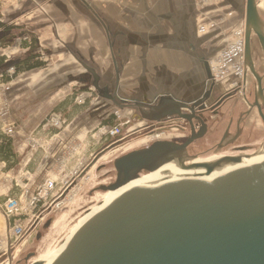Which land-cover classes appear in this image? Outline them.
<instances>
[{
    "label": "water",
    "instance_id": "water-1",
    "mask_svg": "<svg viewBox=\"0 0 264 264\" xmlns=\"http://www.w3.org/2000/svg\"><path fill=\"white\" fill-rule=\"evenodd\" d=\"M254 36L264 53V22L257 0H247L245 72L250 70L258 78L264 102L253 61ZM84 66L94 79L93 86L102 93L100 76ZM6 68H13V61ZM208 74L210 80V67ZM156 101L128 107L138 108L149 122L180 118L193 125V117L184 111L193 114L201 105L165 95ZM201 137L193 130L183 144L156 141L116 159L117 179L101 186L103 192L117 191L140 179L142 173L156 172L170 163L197 171L188 179L125 195L89 220L49 264H264V160L254 156L242 162L226 158L184 165L188 147ZM28 261L29 257L26 264Z\"/></svg>",
    "mask_w": 264,
    "mask_h": 264
},
{
    "label": "crops",
    "instance_id": "crops-1",
    "mask_svg": "<svg viewBox=\"0 0 264 264\" xmlns=\"http://www.w3.org/2000/svg\"><path fill=\"white\" fill-rule=\"evenodd\" d=\"M207 3H213L210 10H219L215 11L218 17H224L222 9L227 10L228 25L246 19L247 0ZM201 4L202 0H0L2 23L20 28L24 37L16 41H21V46L22 40L26 43L31 36L36 37L40 45L38 54L48 62L46 68L32 72L33 80L28 87L36 96L39 88L51 92L42 95L46 99L24 97L22 117L28 114L27 109L37 110L40 102L49 100L52 109L68 120L61 136L63 142L70 143L88 137L97 125L105 124L109 116L106 112L95 116L100 108L91 112L80 102L88 95L84 91L92 77L84 64L100 76L104 111L110 104L111 114L116 109L113 103H127L118 99L119 90L139 85L152 89L156 87L154 81L168 87L170 95L184 97L185 89L197 90L204 76L208 81L209 49L213 44L207 34V38L197 34ZM141 36H151L147 40L152 41L153 47ZM158 36H164L162 48ZM23 50L28 53V49ZM112 78L113 91V85L109 84ZM77 85L84 93L75 100L76 94L70 96V88ZM29 122L26 119L22 125L20 143L15 141L14 151L18 154L24 151L23 147L26 149L24 140L34 128ZM37 136H43V132ZM63 142L57 144L56 151H60Z\"/></svg>",
    "mask_w": 264,
    "mask_h": 264
},
{
    "label": "rangeland",
    "instance_id": "rangeland-1",
    "mask_svg": "<svg viewBox=\"0 0 264 264\" xmlns=\"http://www.w3.org/2000/svg\"><path fill=\"white\" fill-rule=\"evenodd\" d=\"M208 1L209 0H202L200 14L197 18V34L206 38L207 36L211 37V41H213L214 45L212 44L209 49L211 55L209 57L210 61H214L221 54H223V52L230 48V44L235 43L238 40L236 36L245 29V21L239 20L234 25H228L229 18L227 17L230 16V14H225L227 10L222 9L224 17H218L215 15V11L219 10H210L209 6L213 3H207ZM210 1L212 2L215 0ZM257 2L260 15L264 22V0H257ZM1 16L2 13L0 9V18L2 20ZM13 26L18 28L15 25ZM20 32L22 31H14L13 36H19ZM141 37L144 42H149L148 44L150 46L153 44L152 41H149L152 39L151 36ZM158 39L160 42L159 45L162 48L164 36H158ZM16 40L17 39H15V43L12 46L7 45L6 43L0 44V58H5L8 63L17 59H22L25 57V54H27V52L24 53L23 50L26 48L21 47V41L17 42ZM23 42H25V40H22V43ZM27 42L29 43V41ZM142 42L140 43L145 45V43ZM152 47L153 46H151V48ZM252 48L257 61L264 62L263 51L257 37L255 36ZM44 58H46V56ZM15 72V68L7 70L9 76L15 75ZM113 75L114 74H112V77ZM32 76V72L24 73L20 74L10 83L0 84L1 132L12 138L15 145V141L20 143L19 139H21V137L19 132L22 128H24L22 125L26 124V119H30L31 122L29 123H32V126H34V128L28 131L27 140H24L26 142V149L23 147L24 151L19 154L15 151L19 160L18 165L13 167L11 170H8L7 165L0 162V240L5 239L6 232L8 230V224L1 210V206L8 198L21 197L25 188H27L30 193H33L45 180H51L54 178L63 179L66 176H69L72 169L79 162L80 167L86 166L92 180L84 184L82 190L77 193V198H74L76 200L75 203L71 202V204H67V206L60 208V210H55V213L52 212V214L50 213L46 215L47 217L45 218V221L40 222L36 230L33 229L29 232L26 239L17 246L15 253L16 257L15 260L12 261V264H26L28 257V264H32L45 259L49 254L52 256L56 255L63 243L69 238L72 232H74L77 227L82 224L83 221H85L90 215L95 214L100 208L105 207L104 203L111 198V196L103 199L102 196L107 192L101 191L100 187L109 186L116 181L117 173L114 167L116 159L131 152L144 149L156 141H184V138L180 136L182 134L178 133L177 129H170L169 131H156V137H152L154 135L151 136L148 132H146V130L142 129V127L151 126V124L137 117V112L135 113L136 110H131L126 107L130 106L131 103L133 104L134 102H143V100L148 102L158 101L159 96L167 95L168 87L154 81L156 89H145L140 85L128 88L129 90L121 89L122 91L119 90L118 93V99L122 98L123 100H126L127 103H125L126 105H123L120 101L117 105L113 103V107L116 109L111 111L113 112V114H111L110 107L112 108V105L108 104L106 111H104L105 106L103 103H105V101L103 98V92L101 94L97 92L93 86V78L90 77V83L87 86V91H84L87 92L86 94L88 95L87 97L80 99V102L90 108L91 112L94 111V108H96V111L100 108L101 110L96 112L95 116L106 112L109 116L106 119L105 124L102 122L100 125H97L92 130L91 134L82 140H75L71 143L67 141L63 142V138L60 135V140L52 143V135L48 136V134H56L57 132L62 133V130L45 131L43 127L47 124L48 119L52 114L61 113L52 109L53 107L49 105V100L46 102H40L37 110H34V107H31V110L27 109L28 114L25 115V117H22V112L20 111V108L25 106L24 97H38L40 99H46L43 98L42 95H48L50 94L49 92H51V90L39 88L37 89L38 96L33 94L32 89H29L28 87V84L33 80L31 79ZM154 76H156V74ZM234 78H236V76L231 79ZM202 82V85L199 86L197 90H193L199 92L203 89V86L207 83L205 76ZM109 84L111 86L113 85L112 91L115 90L114 78L111 79ZM8 85L13 86L11 88L12 90ZM219 85L226 91L233 89L229 82L219 83ZM78 88V85L75 88H70V93L72 94L70 96L76 94V97H73L75 100L77 97H81L82 93H84L83 90L79 91ZM189 89L190 88L185 89L187 91L185 92L186 95L184 97L193 99L196 92L194 91L195 93H193V90L191 91ZM21 98H23V100L20 101ZM119 106L125 107V109H121ZM90 111L89 113H91ZM62 116L65 117L64 114H62ZM64 119H66V117ZM40 120H42V122H40ZM129 122L130 124H128ZM119 125L123 127V133L119 137V140L121 139V141L111 147V149H106L111 146L110 143L114 141V139L108 136L102 137L101 130L104 127L111 128ZM67 126L68 123L66 126L64 125L63 129ZM252 126L253 128L262 131L261 122L257 115H254V119L250 121L248 129ZM158 127L159 126H157L156 130L159 129ZM7 128H12L13 133H8ZM39 132H43V136H37ZM62 142L63 144L60 147V151H56V146H58L57 144ZM80 146L82 151H79ZM75 148L79 150L74 151ZM57 153L59 154L55 157ZM65 159L69 160L68 168L62 167L61 161ZM86 173L87 172H85V174ZM143 175L147 176L145 174ZM7 187L8 189L10 188L9 192ZM120 194L118 193L115 197H113L116 198ZM48 223H50L49 227H47ZM6 261L7 259L5 254L0 255V264H7Z\"/></svg>",
    "mask_w": 264,
    "mask_h": 264
},
{
    "label": "flooded vegetation",
    "instance_id": "flooded-vegetation-1",
    "mask_svg": "<svg viewBox=\"0 0 264 264\" xmlns=\"http://www.w3.org/2000/svg\"><path fill=\"white\" fill-rule=\"evenodd\" d=\"M253 61L261 79L264 97V62L257 61L254 52ZM176 95L167 93L165 97H174L181 101L195 100L201 103L193 114L189 110L184 111L193 117V125L180 118L167 119L161 123L149 122L143 118L138 108H134V110H136L135 113L137 112V117L151 124V126L142 127L151 136L155 135L156 131L177 129V132L182 134L179 135L184 138V141L177 143L183 144L192 136L193 130L202 135L188 147L187 155L183 158L184 165L207 163L226 158H238L242 162L245 158L249 159L263 152L264 121L262 114L264 115V102L259 96L258 78L250 70L245 72L243 84L238 88L226 91L221 88L219 83L208 79L203 89L194 94L193 99ZM139 102L142 103V101ZM143 103L149 104L152 101L143 100ZM133 104L131 103L130 106ZM130 109L133 110V107ZM254 115L258 116L262 131L253 128V126L248 129ZM157 126L159 129L156 130ZM143 174L148 175L149 173L144 172L141 176H144Z\"/></svg>",
    "mask_w": 264,
    "mask_h": 264
},
{
    "label": "built area",
    "instance_id": "built-area-1",
    "mask_svg": "<svg viewBox=\"0 0 264 264\" xmlns=\"http://www.w3.org/2000/svg\"><path fill=\"white\" fill-rule=\"evenodd\" d=\"M2 17V16H1ZM0 22H2L0 18ZM238 39L235 43L230 44V48L223 52L214 61L209 62L211 81L216 83L229 82L232 88L242 86L245 74V29L237 34ZM236 76V78H233ZM83 97V96H81ZM82 99V98H81ZM130 124V122L128 123ZM64 125H67V120L62 114L54 113L48 119L47 124L43 127L45 131L64 130ZM8 133H13L12 128H7ZM123 133V127L115 126L111 128L104 127L101 130L102 137H111L114 139L110 143L111 149L119 140ZM54 134V133H53ZM51 136V142L60 140L61 132H57ZM152 137H156L155 135ZM77 146V145H76ZM79 150V149H74ZM81 146H80V150ZM68 159L62 160V167L68 168ZM85 167V168H84ZM84 170V171H82ZM86 170V171H85ZM85 172H87L85 174ZM92 177L88 173L86 166L80 167V162L72 169L69 176L63 179L54 178L45 180L33 193H30L25 188L24 193L19 198H8L1 206V210L7 220L8 230L5 239L0 240V255L5 254L6 263L12 264L15 260L17 246L26 239V236L31 230H36L40 222L45 221L46 215L52 214L55 210L75 203L77 193L82 190V187L87 182L91 181ZM74 199V200H73ZM55 213V212H54ZM15 251V252H14Z\"/></svg>",
    "mask_w": 264,
    "mask_h": 264
},
{
    "label": "trees",
    "instance_id": "trees-1",
    "mask_svg": "<svg viewBox=\"0 0 264 264\" xmlns=\"http://www.w3.org/2000/svg\"><path fill=\"white\" fill-rule=\"evenodd\" d=\"M20 28H15L8 24L0 22V44L6 43L12 46L15 39L23 37L24 33L19 34V36H13L14 31H19ZM28 49V53L22 59H17L13 61V68H15V75L9 76L7 73L5 58H0V84L10 83L16 79L20 74L34 72L40 69H44L48 66V62L42 59L41 55L38 54V42L36 37L31 36V40L28 43H22V46ZM0 162L7 165L8 170L17 166L19 163L18 156L14 151V140L0 130Z\"/></svg>",
    "mask_w": 264,
    "mask_h": 264
},
{
    "label": "bare ground",
    "instance_id": "bare-ground-1",
    "mask_svg": "<svg viewBox=\"0 0 264 264\" xmlns=\"http://www.w3.org/2000/svg\"><path fill=\"white\" fill-rule=\"evenodd\" d=\"M258 5V2H257ZM259 9V7H258ZM260 13V12H259ZM261 46V45H260ZM262 49V48H261ZM261 152V151H260ZM259 160H264V150L261 154L256 156ZM214 159V158H213ZM204 161V160H203ZM197 170H182L178 164L176 163H170L165 166H163L161 169H159L156 172L149 173L147 176H141L140 179L135 180L128 185H126L123 188H120L117 191L114 192H107L105 195L102 196V198H107L111 196L105 203L104 206L100 208L99 210L96 211L95 214L90 215L85 221L82 222V224L77 227V229L72 232V234L69 236V238L63 243V245L60 247V250L56 253V255H60L70 244L74 236L77 234V232L93 217H95L97 214H99L101 211L107 209L111 205H113L115 202L120 200L122 197L125 195L129 194L130 192H133L138 189L142 188H149L151 186H155L161 183H164L166 181H174V180H180V179H188L190 176H192ZM118 195L116 198H114L117 194ZM114 196V197H113ZM54 256L51 254L47 255L45 259L41 260L43 264H49L51 259Z\"/></svg>",
    "mask_w": 264,
    "mask_h": 264
}]
</instances>
